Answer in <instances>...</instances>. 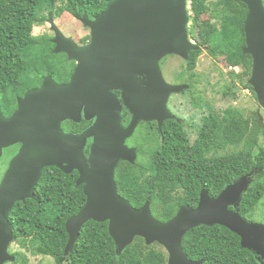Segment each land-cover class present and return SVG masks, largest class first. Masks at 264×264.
I'll use <instances>...</instances> for the list:
<instances>
[{
	"label": "water",
	"instance_id": "1",
	"mask_svg": "<svg viewBox=\"0 0 264 264\" xmlns=\"http://www.w3.org/2000/svg\"><path fill=\"white\" fill-rule=\"evenodd\" d=\"M236 1L247 8L242 50L251 57L247 84L264 110L263 0ZM188 10L189 0H110L93 20L86 14L79 20L89 30V42L84 46L64 37L49 13L55 33L53 51L66 54L76 67L64 85L44 77L40 88L18 100V109L11 116L4 117L0 108V158L4 149L20 145L0 182V264L16 260L8 252L13 242L9 213L17 202H39L34 190L46 167H56L64 174L76 171L75 185L82 186L85 196L84 206L65 223L68 242L64 257L73 251L83 225L94 221L107 223L117 255L138 237L147 246L160 245L167 253V264H203L188 259L182 239L196 227L218 225L238 236L242 249L264 259V229L248 223L237 208L249 176L226 186L215 198L203 189L195 208L183 205L164 223L152 216L148 202L135 209L117 193V164H132L137 158L135 149L125 145L126 139L139 122L156 121L160 133L163 122L174 119L167 107L169 97L188 89L187 85L167 83L159 64L166 56L188 61L190 52L201 49L189 39ZM112 90L121 91L131 112L126 128L121 124L122 106ZM82 119L94 121L79 134L63 131V121L79 123ZM89 139L92 142L85 155Z\"/></svg>",
	"mask_w": 264,
	"mask_h": 264
},
{
	"label": "trees",
	"instance_id": "2",
	"mask_svg": "<svg viewBox=\"0 0 264 264\" xmlns=\"http://www.w3.org/2000/svg\"><path fill=\"white\" fill-rule=\"evenodd\" d=\"M109 1L0 0V108L4 116L14 109L17 87L24 91L40 82L41 76H50L56 82L67 81L72 72V62L63 53H54L47 36L34 37L33 28L48 22L50 12L53 19L62 13L76 20L84 13L92 18L103 12ZM188 11L190 41L214 61L221 59L226 69L239 68L238 72L228 71L224 96L235 99L237 84L256 98L247 84L251 57L242 53L245 4L236 0H189ZM207 13L218 27L197 41L195 26ZM87 40L85 37L82 44ZM201 49L190 52L188 61L182 60L183 70L174 77L176 83L190 85L184 94H192L195 89L194 70ZM194 105L198 109L206 106L201 98ZM88 125L85 121L66 123L65 130L79 134ZM260 138H264V126L259 116L254 113L252 119L245 118L236 108L222 112L207 109L195 128L193 140L182 123L167 120L160 133L156 126L142 123L135 162L120 161L115 168L117 193L135 209L148 202L152 216L164 223L183 205L195 208L203 189L215 198L226 186L249 176V186L237 207L246 219L264 199V147ZM17 147L8 150L14 154ZM228 149L231 151L227 152ZM88 152L86 146L85 155ZM77 178L76 171L64 174L56 167L44 168L34 190L39 202H17L9 213L13 242L21 248L29 247L33 256L52 258L55 264H167V253L160 245L147 246L138 237L117 255L107 223L94 221L83 225L73 251L64 257L68 242L65 223L85 204L82 186L75 185ZM182 248L189 260L203 264H264V259L241 248L238 236L218 225L190 230L182 239ZM13 255L14 264H28L27 257Z\"/></svg>",
	"mask_w": 264,
	"mask_h": 264
},
{
	"label": "rangeland",
	"instance_id": "3",
	"mask_svg": "<svg viewBox=\"0 0 264 264\" xmlns=\"http://www.w3.org/2000/svg\"><path fill=\"white\" fill-rule=\"evenodd\" d=\"M208 1L211 2L213 0ZM53 21L64 37L71 38L74 41H78L83 35L89 34L88 28L86 29L80 21L74 19L68 13L58 15ZM217 27V22L209 13L203 15L199 23L195 26V36L197 41H201L206 34L211 33ZM51 31H53L51 25L46 22L43 26L34 27L32 35L39 37L46 33L52 34ZM182 70L183 63L178 57L167 58L161 68L164 80L173 85L178 84L174 81V77ZM230 70H234V72L239 71L235 69H226L221 59L214 61L207 55L206 51L203 50L197 60V66L195 69V74L197 75L198 80L195 89H193L192 94L185 93L183 95H171L168 101V103L172 105L173 109L171 110L177 113L180 117H187L189 113L192 112H195L197 115H204L207 113V109L212 112H222L227 108H236L241 111L245 118L252 119L253 114L256 113L258 115L259 112V119L264 126V110L261 109L258 105L257 99L254 98L248 90L242 89L235 84V87L237 88L235 99H230V97L224 96V88L229 83L227 73ZM199 98L202 99L206 106L202 109H195L194 104ZM259 143L264 147V138H260ZM230 151L231 149L227 150V152ZM12 152L13 150H8V153ZM2 170L3 168L0 167V174L2 173ZM245 220L248 223L259 224L262 229H264V199L260 203L258 209L253 211ZM8 252L11 255L18 253L19 255L27 257L28 264H55L50 257L33 256L29 247L21 248L17 242H12L10 244Z\"/></svg>",
	"mask_w": 264,
	"mask_h": 264
},
{
	"label": "flooded vegetation",
	"instance_id": "4",
	"mask_svg": "<svg viewBox=\"0 0 264 264\" xmlns=\"http://www.w3.org/2000/svg\"><path fill=\"white\" fill-rule=\"evenodd\" d=\"M85 14V13H84ZM94 17L95 16H92V18H88L89 20H93L94 19ZM56 19V18H55ZM54 20V19H53ZM79 21V20H78ZM49 23V22H48ZM87 29V28H86ZM52 32V34H42V35H40L39 37H48V39H49V41L51 42V44L54 46L53 48H55V45L53 44V39L55 38V33L53 32V31H51ZM35 37V36H34ZM85 37H88V40H87V42L85 43V44H82V40L85 38ZM73 40V39H72ZM74 41V40H73ZM78 46H84V45H86L88 42H89V34H86V35H83L82 37H80L79 39H78V41H74ZM201 50H204V49H201ZM64 54V53H63ZM65 56H66V54H64ZM169 56H166V57H164V58H162L161 59V61H160V69L163 67V65H164V63H165V61H166V59L168 58ZM173 57H175V56H173ZM66 58H67V56H66ZM180 59V58H179ZM68 60V59H67ZM70 61V60H69ZM72 62V72H71V74L68 76V78H67V81H61V82H56V81H54L53 79V81L55 82V83H57V84H60V85H64V84H67L68 82H69V80H70V77H71V75L73 74V71H74V69H75V67H76V62H74V61H71ZM161 63H162V65H161ZM196 69V68H195ZM233 69H235V70H239V68L238 67H235V68H233ZM195 71V70H194ZM162 72V71H161ZM44 77H46V76H41V80H40V82L38 81V82H36L35 83V85L34 86H32V87H29V88H27V89H25L24 91H21V87H17V89L19 90L18 92H15V94H14V101H15V105H14V109L7 115V116H4V114H3V112H2V114H3V116L4 117H9V116H11L12 114H14L16 111H17V109H18V100L19 99H22L23 97H24V95L28 92V91H30V90H32V89H37V88H40V86H41V84H42V80H43V78ZM195 80H196V83L198 82V80H197V76L195 77ZM136 82H137V84H139L140 83V75L138 74L137 76H136ZM196 83L194 84V86H196ZM177 85H187L188 86V89H185V90H189V88H190V85H188V84H185V83H178ZM185 90H183V92H180V93H178V94H174V95H183L184 94V91ZM112 94L114 95V97L117 99V100H119L120 101V104H121V106H122V108H121V124H122V126L124 127V128H126L127 126H128V124L130 123V121H131V112H130V110L127 108V106L125 105V103H124V101H123V99L121 98V96H122V94H121V91L120 90H112ZM173 95V94H172ZM171 97V96H170ZM169 97V98H170ZM168 101H169V99H168ZM167 107H168V109L172 112V114L174 115V119H171L172 121H174L175 123H182L186 128H187V131H188V133H189V138H190V140H193L194 139V136H195V128H197L199 125H200V123H201V120H202V118H203V115H197L195 112H192V113H189V115L187 116V117H180L177 113H175L173 110H171V109H173L172 108V105L171 104H169V103H167ZM195 109H198V108H196V107H194ZM2 111V110H1ZM82 121H85L84 119H82L79 123H75V122H72V121H70V120H66V121H63L62 123H61V127H62V129H63V131L64 132H68V131H66L65 130V124L66 123H73V124H80ZM93 121H94V119H92V120H90V121H85V122H88L89 123V125L86 127V128H88L92 123H93ZM165 122V121H164ZM163 122V123H164ZM142 123H150V124H152V125H154V126H156L157 127V122L156 121H151V122H139L138 124H137V126H136V128H135V130H134V132H133V134H132V136L131 137H129V138H127L126 139V141H125V145L128 147V148H132V149H135V151L137 152V149L138 148H140V125L142 124ZM158 130V129H157ZM159 133V132H158ZM91 142H92V139H89L88 141H87V144H86V146H88V151H89V147H90V145H91ZM15 146H18L17 147V149H16V152L14 153V154H12V153H8V148L7 149H4L3 151H2V156H1V158H0V167L1 168H3V170H2V173L0 174V182H1V179H2V177H3V174H4V172L7 170V168H8V165H9V162H10V160L16 155V153L18 152V150H19V148H20V145L19 144H17V145H14V146H12V147H15ZM7 150V151H6Z\"/></svg>",
	"mask_w": 264,
	"mask_h": 264
},
{
	"label": "clouds",
	"instance_id": "5",
	"mask_svg": "<svg viewBox=\"0 0 264 264\" xmlns=\"http://www.w3.org/2000/svg\"><path fill=\"white\" fill-rule=\"evenodd\" d=\"M229 69H233V68H229Z\"/></svg>",
	"mask_w": 264,
	"mask_h": 264
}]
</instances>
